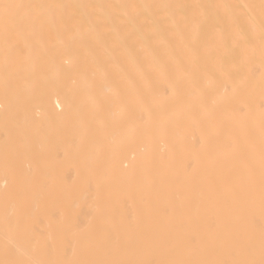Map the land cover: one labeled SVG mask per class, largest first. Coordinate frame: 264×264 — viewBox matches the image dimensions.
Returning <instances> with one entry per match:
<instances>
[{
  "label": "bare ground",
  "instance_id": "6f19581e",
  "mask_svg": "<svg viewBox=\"0 0 264 264\" xmlns=\"http://www.w3.org/2000/svg\"><path fill=\"white\" fill-rule=\"evenodd\" d=\"M0 264H264V0H0Z\"/></svg>",
  "mask_w": 264,
  "mask_h": 264
}]
</instances>
